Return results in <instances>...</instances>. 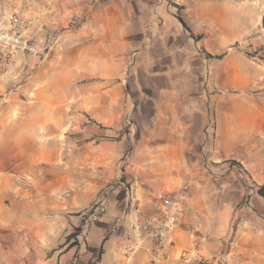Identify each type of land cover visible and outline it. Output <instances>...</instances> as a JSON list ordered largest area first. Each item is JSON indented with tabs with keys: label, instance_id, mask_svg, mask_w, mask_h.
Returning <instances> with one entry per match:
<instances>
[{
	"label": "crops",
	"instance_id": "0c3cea01",
	"mask_svg": "<svg viewBox=\"0 0 264 264\" xmlns=\"http://www.w3.org/2000/svg\"><path fill=\"white\" fill-rule=\"evenodd\" d=\"M171 1L119 10L135 15L124 52L110 9L68 53L55 40L28 103L0 74V264H264V43H240L231 0ZM177 191L186 210L156 257L146 217ZM196 248L204 261L184 263Z\"/></svg>",
	"mask_w": 264,
	"mask_h": 264
},
{
	"label": "rangeland",
	"instance_id": "374dc122",
	"mask_svg": "<svg viewBox=\"0 0 264 264\" xmlns=\"http://www.w3.org/2000/svg\"><path fill=\"white\" fill-rule=\"evenodd\" d=\"M231 1L238 4L240 8V36L242 35L240 43L246 45V41L251 35L254 36L253 39L256 43H264V28L261 26V20L258 21V15L262 14L264 8V0ZM248 3L254 5L250 19L243 14ZM142 4V0H0V74H4L1 82L4 84L5 93L10 95L14 103L30 102L29 100L36 95L34 86L38 83L36 76L38 55L45 51L49 52L48 56L53 55L55 40L59 45L58 49L63 54L68 53L71 43L75 42L81 35L86 34L74 30L76 28L82 29L80 26L85 23H102V19L105 18L102 15L104 9L113 11L110 13V17L115 20L119 17L125 18V16H119V10L123 14L125 9L138 8ZM176 7L180 8L179 6ZM134 18V14L126 16L127 21L113 29V34L119 43L116 50L124 52L126 47L133 43L132 37L129 36L132 35L131 30L136 26L133 21ZM43 22L47 23V30L40 33L36 26ZM114 22L119 23L117 20ZM199 23L204 29L213 30L215 28L211 23L204 21ZM34 26L35 30L32 31ZM248 26L252 27L249 34L247 32ZM39 35L43 38L39 39ZM79 41L81 42V40ZM82 42L86 43L85 41ZM113 43L111 42V44ZM66 48L68 49L66 50ZM113 57L117 59L119 56L113 55ZM132 82L134 83L133 79ZM29 87L31 88L29 89ZM1 102H7V100L4 99ZM65 102L69 103L70 101ZM79 105L82 106L80 102ZM65 128H67V132L70 131L69 124ZM87 134L89 136L97 135L81 128L79 129L80 142L86 140ZM63 138L64 134L62 133L61 139ZM80 150L83 149L80 148ZM75 231L73 229L72 233ZM70 237L71 234L68 239Z\"/></svg>",
	"mask_w": 264,
	"mask_h": 264
},
{
	"label": "built area",
	"instance_id": "2783aa9c",
	"mask_svg": "<svg viewBox=\"0 0 264 264\" xmlns=\"http://www.w3.org/2000/svg\"><path fill=\"white\" fill-rule=\"evenodd\" d=\"M186 195L182 191L177 192H168L161 194L158 199L157 208L160 215L159 219H155L153 216L146 217L148 221L152 222L153 235L155 238L156 246L158 248V253L156 257L163 255L161 250L164 248L167 231L176 224L179 216L186 210L185 205ZM194 225H197V222H194ZM124 254H127V248H124ZM182 261L184 263H189L196 261L201 263L204 261V258L199 254L198 248H196L195 253L192 255L188 252L182 254ZM112 264H118L117 261Z\"/></svg>",
	"mask_w": 264,
	"mask_h": 264
},
{
	"label": "trees",
	"instance_id": "16d2710c",
	"mask_svg": "<svg viewBox=\"0 0 264 264\" xmlns=\"http://www.w3.org/2000/svg\"><path fill=\"white\" fill-rule=\"evenodd\" d=\"M261 26L262 28H264V8L261 14ZM263 37H264V34H263ZM256 192L264 198V184L258 185Z\"/></svg>",
	"mask_w": 264,
	"mask_h": 264
}]
</instances>
